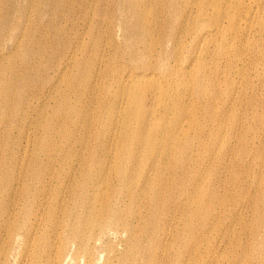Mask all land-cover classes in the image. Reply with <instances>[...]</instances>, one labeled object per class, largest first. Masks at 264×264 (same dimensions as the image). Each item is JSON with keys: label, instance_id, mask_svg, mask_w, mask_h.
I'll list each match as a JSON object with an SVG mask.
<instances>
[{"label": "rangeland", "instance_id": "rangeland-1", "mask_svg": "<svg viewBox=\"0 0 264 264\" xmlns=\"http://www.w3.org/2000/svg\"><path fill=\"white\" fill-rule=\"evenodd\" d=\"M219 2L225 9L217 16L224 37L199 41L190 88L169 92L182 116L194 119L186 145L164 162L166 190L174 193L165 196L180 197L184 164L189 199L197 197L193 215L186 214L182 232L171 241L165 238L170 241L165 245L163 216L172 211L166 204L158 209L151 201L126 199L122 206L142 231V246L155 250L142 255L148 264L152 258V264L155 258L168 264H264V0ZM172 4L0 0V190L11 178L23 183L35 175L79 179L95 173L139 183L149 162L108 156L114 149L120 154L137 147L120 141L106 148L130 137L133 129L122 124L123 111L108 107L115 96L112 81L118 73L141 71L139 66H154L158 59L173 64L160 46L153 48L172 25ZM178 62L179 67L190 65L184 58ZM152 71L153 82L170 88L160 71ZM185 91L191 92L189 102ZM136 135H131L133 142ZM183 155L186 162L180 160ZM158 212L160 217L152 216ZM158 238L162 246L157 249ZM103 242L111 243L109 235ZM12 252L9 264L26 263L27 258L17 259V247ZM108 253L98 249L97 258Z\"/></svg>", "mask_w": 264, "mask_h": 264}, {"label": "bare ground", "instance_id": "bare-ground-1", "mask_svg": "<svg viewBox=\"0 0 264 264\" xmlns=\"http://www.w3.org/2000/svg\"><path fill=\"white\" fill-rule=\"evenodd\" d=\"M172 1V25L157 38L153 48L160 46L164 56L173 59V64L158 59L154 66H139L143 68L141 71H129L126 76L118 73L112 81L114 100L108 105L123 111L122 124L133 129L129 132L130 137L124 136L106 148L117 146L120 141L125 146L130 141V145L137 146L120 154L114 149L108 156L119 160L128 158L135 163L149 162L144 165H148L147 172L143 178L139 177V183L131 182L128 177L101 178L95 173L93 176L79 175V179L70 174L35 175L23 183L18 177L11 178L0 190V264H9L15 247L19 250L18 260L27 258L26 263L17 264H65L68 259L70 264H148L142 255L155 250L142 246V231L135 229L133 222L125 216L126 208L122 210L126 199L151 201L158 209L166 204L172 210L163 216L161 232L165 245L182 232L179 225L186 220V214L188 217L193 215L197 197L193 202L189 199L192 194L189 170L184 164L180 173L186 181H182L180 197L165 196L174 193L166 190L169 170L164 162L176 157L178 150L186 145L194 118L188 113L182 116L180 103L171 98L169 92L190 88L192 61L197 58L192 55L193 49L206 38L207 42L208 39L215 41L217 35L224 37V28L217 16L225 9L219 0ZM209 10H212L213 17ZM232 17H236V9ZM233 23L231 21V25ZM142 28L148 31V27ZM153 30L151 27L149 32ZM165 46L170 49L166 50ZM181 58L190 63L189 67L177 65ZM144 70L160 71L170 88L164 89L153 82L154 71L148 74ZM186 95L189 102L191 92ZM186 111L190 108L186 107ZM134 131L137 132L135 142L131 140ZM180 160L186 162V155L180 156ZM98 162L97 166L100 165ZM152 216L160 217V213ZM141 218L140 215L137 219ZM105 235H109L111 243L103 242ZM169 237L167 242L165 238ZM158 239L160 243L154 244L157 249L162 246L161 238ZM98 249L103 253L110 250V253L101 260L102 255L97 258ZM155 260L156 264H168L165 258ZM153 261L154 258L150 264Z\"/></svg>", "mask_w": 264, "mask_h": 264}]
</instances>
